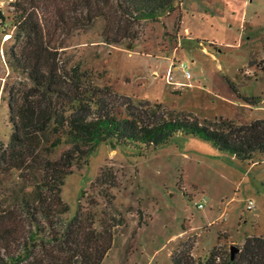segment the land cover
<instances>
[{
    "label": "rangeland",
    "instance_id": "374dc122",
    "mask_svg": "<svg viewBox=\"0 0 264 264\" xmlns=\"http://www.w3.org/2000/svg\"><path fill=\"white\" fill-rule=\"evenodd\" d=\"M11 1L0 0V146L12 134L5 86L25 79L8 61L17 32ZM106 27L102 17L76 27L60 50L69 67L80 66L95 84L140 105L150 101L171 116L237 123L264 118V0H183L173 13L141 21L133 40L108 41ZM239 93L261 102L253 105ZM115 110L129 115L125 105ZM68 146L60 145L54 156ZM143 150L101 142L66 177L62 195L71 209L63 217L73 218L83 205L101 229L108 199L94 184L104 168L117 170L113 205L124 223L102 264H176L173 252L192 241L195 257L206 259L215 247L231 252L248 235H264V152L240 159L181 131L171 142ZM34 188L17 168L0 173V200Z\"/></svg>",
    "mask_w": 264,
    "mask_h": 264
},
{
    "label": "trees",
    "instance_id": "16d2710c",
    "mask_svg": "<svg viewBox=\"0 0 264 264\" xmlns=\"http://www.w3.org/2000/svg\"><path fill=\"white\" fill-rule=\"evenodd\" d=\"M182 1H11L17 32L8 61L25 79L5 86L12 134L9 143L0 146V173L17 168L20 178L33 181L35 188L0 200V264L103 263L114 245L116 227L124 223L113 205L116 168H104L94 184L108 199L101 229L95 225L96 214L83 205L73 218L65 219L71 206L62 195L74 165L88 160L101 142L126 144L143 153L144 147L156 149L181 131L213 141L240 159L252 160L257 151L264 152V118L237 123L202 122L191 114L171 116L150 101L140 105L127 94L95 84L91 74L80 66L69 67L62 57L65 39L76 27L102 17L107 21L108 41L133 40L140 35L141 21L169 15ZM261 62L264 70V57ZM239 94L253 105L261 102V97ZM117 105H125L129 115L119 114ZM63 143L69 146L56 158L54 153ZM194 247L192 241L175 250V263L264 264V235H248L234 257L228 249L215 247L206 259L197 258Z\"/></svg>",
    "mask_w": 264,
    "mask_h": 264
},
{
    "label": "water",
    "instance_id": "95a60500",
    "mask_svg": "<svg viewBox=\"0 0 264 264\" xmlns=\"http://www.w3.org/2000/svg\"><path fill=\"white\" fill-rule=\"evenodd\" d=\"M239 250H241L240 247L233 245L231 250V255L234 257Z\"/></svg>",
    "mask_w": 264,
    "mask_h": 264
},
{
    "label": "built area",
    "instance_id": "2783aa9c",
    "mask_svg": "<svg viewBox=\"0 0 264 264\" xmlns=\"http://www.w3.org/2000/svg\"><path fill=\"white\" fill-rule=\"evenodd\" d=\"M199 206H203V203H200ZM248 206H249L250 208H253V200H250V201H249Z\"/></svg>",
    "mask_w": 264,
    "mask_h": 264
}]
</instances>
